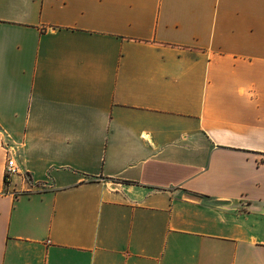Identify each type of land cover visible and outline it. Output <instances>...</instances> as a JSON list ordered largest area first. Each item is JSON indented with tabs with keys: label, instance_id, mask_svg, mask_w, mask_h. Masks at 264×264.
Wrapping results in <instances>:
<instances>
[{
	"label": "crops",
	"instance_id": "1",
	"mask_svg": "<svg viewBox=\"0 0 264 264\" xmlns=\"http://www.w3.org/2000/svg\"><path fill=\"white\" fill-rule=\"evenodd\" d=\"M0 264H264V0H0Z\"/></svg>",
	"mask_w": 264,
	"mask_h": 264
},
{
	"label": "built area",
	"instance_id": "2",
	"mask_svg": "<svg viewBox=\"0 0 264 264\" xmlns=\"http://www.w3.org/2000/svg\"><path fill=\"white\" fill-rule=\"evenodd\" d=\"M6 153H7V160L5 166V181L6 184L9 185L13 181L15 176L21 174V170L16 158L13 156L11 152V149L6 147Z\"/></svg>",
	"mask_w": 264,
	"mask_h": 264
}]
</instances>
